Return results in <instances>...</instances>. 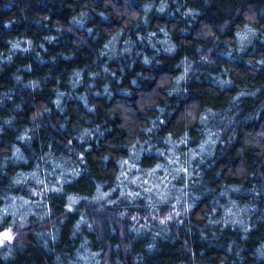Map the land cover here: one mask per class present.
I'll return each mask as SVG.
<instances>
[{
    "label": "trees",
    "instance_id": "16d2710c",
    "mask_svg": "<svg viewBox=\"0 0 264 264\" xmlns=\"http://www.w3.org/2000/svg\"><path fill=\"white\" fill-rule=\"evenodd\" d=\"M168 12L163 15L157 14L155 9L151 13L150 23L147 27L139 24V27L134 25L136 21L130 20L126 15H117L113 9V4L117 5L120 11L127 7L128 11L141 12L142 5L145 0H112V3H107L106 0H0V52L5 56L9 53V44L7 41L20 38L31 39L35 45V51L28 54L17 52L11 64L5 62L0 65V92H6L10 89L14 90L13 100L10 102L7 98L4 100L3 106H0V122L3 118L10 115H15V129H22L26 125H30L32 117L42 112L45 107L52 109L51 115L44 114L40 132L38 137L34 136L31 148L26 145H20L25 154L30 157L29 164L14 165L9 163L6 168V175H0V189H5L9 183V177L15 172L23 170L30 171L38 161V157L47 153L49 144L52 146V151L56 156H75L70 153L65 147L67 139L71 133L79 125L92 127L95 124H102L104 128L112 129L111 132H106L105 137L100 139L99 147L97 148L95 141H91L92 151L85 153L87 165L90 172L75 183L74 185L66 186L69 192H75L81 195H92L94 184L88 179V176L94 177L97 180H107L109 185L114 184L115 173L119 171V166L116 161L120 158H127L128 147L135 139L144 140L146 134L139 130L138 125L147 124L148 120L155 116V106H166L164 119L166 126H162L153 137V142L158 143L160 148H166L162 138L168 133H172L173 138H178L183 131L187 130L191 136L190 145L195 147L199 142L200 128L198 122L188 124L184 119L186 109L198 105L194 110L199 114L205 107H212L216 110H222L229 107L231 97L239 90L240 87L247 86L252 89L260 85H264V66L259 69L255 66V61L264 58V46L259 41L255 42V51L250 47L244 56L234 62H229L220 55L227 43L234 39V32L238 26L246 23L244 13L252 11L257 13V19L254 24L258 29H264V16L259 15L260 9L264 8V0H210V5L206 6L204 0H179L181 5L180 11L177 12V3L168 0ZM159 3V0H156ZM251 5V9H249ZM187 8L198 10L201 14L197 16L195 21H191V17L187 20L181 17V12ZM89 10L93 18L88 20L86 28H91L92 33L85 29L75 28L74 31H64L58 34L56 29L69 27V18L80 11ZM95 9V11H91ZM99 12H105L109 21H102L97 15ZM169 12L175 13L170 17ZM142 14V12H141ZM36 21H39V26ZM191 21V24H190ZM224 21H229V27L226 33L219 31V25ZM11 23L10 28H6V23ZM127 25V26H126ZM166 27L172 41L178 45V50L175 54H168L163 51V46L160 43L156 44L158 49H161L157 54L156 49H153L147 42V32L154 31L157 36L154 42L163 39V34L159 31L160 27ZM206 26L211 27L213 33L219 38L220 44L213 47L211 37H205L204 33L208 30ZM123 30L119 37L116 48L119 52L124 41L131 38L135 42L132 56L125 53L123 56H117L111 60L107 56H100V50L103 45L111 39L119 30ZM181 29L186 30L187 35L182 34ZM145 37L143 42L137 39V34ZM46 35H59V39L55 44H48L43 40ZM44 43L47 51L39 48L40 43ZM200 45L206 53L209 47H213L211 58L215 61L214 64L199 63V53L196 51V46ZM23 46V45H22ZM139 51L142 55L149 57L155 56L151 66H145L141 63L142 55L137 56ZM40 52L41 56L47 63H38L35 59L36 53ZM62 56H70L72 59L65 60ZM188 57L194 61V72L189 74L187 83H182L181 87L187 88V94L182 90L178 94L171 97L167 96V91L172 87V80L182 74L183 67L180 61ZM133 60L135 63H133ZM54 61V62H53ZM245 61H251V66H247ZM107 63L111 72L115 73V78L110 73H103L101 66ZM31 65L32 71H23L25 66ZM129 64L132 67L129 68ZM124 68L122 74L120 68ZM20 69V75L24 81L39 80L41 88L33 92L30 89H24L14 84L12 74ZM82 69L84 75V84L76 89V93H82L86 90L89 81V71H100L101 75L95 81V90L102 91V86L105 82L111 83L113 98L111 101L106 97L95 98L91 95L89 100L97 105L95 116L84 111L83 105L76 99L65 98L64 104L67 110L63 115L55 109L52 101L55 99L54 89L59 87L62 91L69 92L71 88L68 80L72 76L74 70ZM225 69L231 79L234 81L231 87L221 89L218 84L213 82V77L221 74ZM48 79L45 80L44 78ZM116 78H121V83H117ZM132 79H137L138 87L131 84ZM130 90L132 96L129 98L122 95V90ZM261 101H264V88L258 94L257 98L251 97L242 98L240 103V113L236 117V142L230 147L217 145L216 156L213 157L215 164L208 169L201 166L204 171V183L194 191L202 193L205 186L215 189V192L203 195L198 202L197 207L193 209L190 217L184 220V225L177 229L173 223L171 236L168 240L158 241V250L154 254L144 252V246L149 242L150 234L135 238L134 234L129 232L131 220L125 219L123 223L124 235H120V224L116 222L108 209L103 213L93 211L95 205H86L84 202L80 205L81 208H88L90 219L98 220L99 225L94 226L95 230L89 232L87 227L83 228V234L92 241L93 251H101L102 257L107 254L110 264H115L116 260L120 264H133V257L137 253H143V264H193L192 252L185 251V241L192 248L196 257V264H232L234 256L228 255L224 249L230 240H236L237 243H242L247 251L244 253L246 257L245 264H255L253 256L250 253L256 245L264 242V222L258 220V217L264 214V196L257 202L258 211L252 216V223L255 225L249 235V240L246 242L240 241V231H232L230 228L220 233L219 226L204 227L209 215H211L214 206L213 200L216 194L220 191L221 185L225 184H242L245 188H250L254 183H261L260 176H253V173L259 170V173H264V152L254 144H245V139L251 140L256 133L264 129V109L260 108ZM20 103L23 105V111H14V104ZM122 104L123 108L117 107ZM141 105H144L141 108ZM131 106L132 111L125 113L124 109ZM235 109H233L234 111ZM111 111V115L109 114ZM259 111V118L253 119L251 122L245 123L244 118L248 115H255ZM232 113L230 112L229 115ZM127 115L129 121L125 127L122 116ZM114 116V119L112 118ZM85 118L92 121L91 124L85 123ZM39 120L40 118L37 117ZM68 121L67 131L59 130L60 121ZM56 124V129L51 127V124ZM231 131V130H229ZM17 132L13 128L5 126L4 134L0 136V155L10 154V145L15 141ZM250 134V135H249ZM159 138V141L157 140ZM227 139V134L224 137ZM73 144L83 151V147L78 141H73ZM182 148L184 146H181ZM104 155L110 157L109 170L105 171L100 164V158ZM158 162L153 156L151 159L144 157L142 166L149 168ZM159 162H163L162 158ZM243 162V163H242ZM212 164V160L208 161ZM243 167L242 175H237V168ZM107 190V187L104 189ZM20 192L19 189H15ZM26 194V193H24ZM118 196V192L114 197ZM233 198L239 200L241 204L248 203L252 197L249 195L233 194ZM220 203H226L227 198L219 197ZM143 204V200L140 201ZM63 197H57L56 194H50L49 207L53 210L52 219H57L63 212ZM136 211V209H130ZM141 215L144 211L141 209ZM163 211V209H162ZM221 213L218 210L217 216ZM79 214L69 213L67 220L60 225L59 243L52 244V251L46 252L40 247L35 237L29 230V235L25 241V251L16 252V259L9 260L7 264H53V258L56 253H62V259L71 255L75 245L81 241V236L77 235L75 242L69 239V233L72 225ZM189 221L192 224V235H189L187 226ZM143 223V220H141ZM204 227L210 240L212 232L219 233L216 240L201 241L199 231L196 227ZM112 229H115L113 234ZM175 238V242L172 240ZM116 245H120L119 251L115 250ZM130 245L131 252L125 253L123 246ZM203 253V255H201ZM0 264H5L0 260Z\"/></svg>",
    "mask_w": 264,
    "mask_h": 264
},
{
    "label": "clouds",
    "instance_id": "9594fccd",
    "mask_svg": "<svg viewBox=\"0 0 264 264\" xmlns=\"http://www.w3.org/2000/svg\"><path fill=\"white\" fill-rule=\"evenodd\" d=\"M107 3H112V0H106ZM173 3H177L176 11H180L181 5L179 0H172ZM206 6L210 5V0H204ZM113 9L117 15H126L130 20L136 21L135 27H139V24H143L147 27L150 23L149 17L155 9L157 14L163 15L168 12L169 2L168 0H145L142 5L141 12L131 11L129 12L127 7L123 11L113 4ZM249 5V9H251ZM91 11H95L92 9ZM170 17L175 13H168ZM201 13L192 8H187L181 12V17L187 20L191 17V21H195L197 16ZM102 21L108 22L109 17L105 12L97 13ZM259 15L264 16V8L260 9ZM246 23L238 26L234 32V39H231L226 47L221 50L220 55L223 56L229 62H234L244 56V54L251 47L255 51V42L259 41L264 46V29H258L254 26L257 13L252 11H246L244 13ZM93 18L91 12L87 9L80 11L69 18L67 28H57L56 32L62 34L64 31H74L75 28L85 29L89 35L92 33L91 28H86L88 20ZM190 21V24H191ZM39 26V21H36ZM229 21H224L219 25V31L226 33L229 27ZM127 26V25H126ZM6 28L11 27V23L5 24ZM208 30L204 33V36L211 37L213 47L220 44L219 38L213 33L211 27L206 26ZM159 31L163 34L162 40L154 42V38L157 33L154 31L147 32V42L153 48L156 49L159 54L161 49L156 47L157 43L163 46V51L168 54H175L178 50V45L172 41L171 34L166 27H160ZM182 34L187 35L186 30L181 29ZM123 30H119L109 39L100 50V56H107L109 60L123 56L127 53L132 56L135 42L129 37L124 41L123 48L117 52V42L122 35ZM59 39V35H46L43 40L48 44H55ZM137 39L143 42L145 37L137 34ZM9 44V53L7 56L3 52H0V65L7 62L11 64L13 58L17 52L21 54H28L35 51L34 42L31 39L21 40L20 38L7 41ZM23 45V46H22ZM213 47H209L207 52L203 51L202 46L197 45L196 51L199 53V63L214 64L215 61L211 58V52ZM39 48L47 51L45 44L42 42L39 44ZM137 56H141L142 53L137 51ZM35 59L38 63H47L41 56L40 52L36 53ZM62 59L70 60V56H62ZM155 56L149 57L148 55H142L141 63L143 65L151 66ZM54 62V61H53ZM133 63L135 61L133 60ZM194 61L188 57H184L180 61V65L183 67V72L179 76L172 80V87L167 91V96L171 97L174 94L180 93L182 90L187 94V88L181 87L182 83H187L189 80V74L194 72ZM247 66H251V61H245ZM257 69L260 66H264V58L255 61ZM132 64H129V68ZM2 70V68H0ZM103 73H110L111 70L107 66V63L101 66ZM21 70L17 69V72L12 74L14 84L24 88L30 89L35 92L41 88L39 80L24 81L22 75L19 74ZM23 71L31 72V65L25 66ZM121 73H124V68H120ZM101 75L100 71H89V83L87 88L82 93H76V89L84 84V75L82 69L74 70L72 76L69 77L68 83L71 91H62L59 87V81H57V87L55 91V99L52 103L55 109L60 112L61 115L67 110L64 104L65 98L76 99L83 105L84 111L95 116L97 111V105L91 103L89 96L95 98L106 97L111 101L113 98L111 83L105 82L102 86V91L95 90V81L97 77ZM111 75L115 78V73L111 72ZM45 80L48 78L45 77ZM117 83H121V78H116ZM213 82L219 85L223 90L225 87H231L234 81L229 76L227 69L221 74L215 75ZM131 84L134 87H138L137 79H132ZM264 85H260L255 88H248L247 86L240 87L239 90L231 97L229 107L222 110H216L212 107H205L203 111L197 112L194 110L198 105H194L192 108L186 109L184 113V119L188 124L192 122H198L202 127L200 128V139L195 147L190 145L191 136L187 130L183 131L178 138H173L172 133H168L163 136L162 142L167 145L166 148H160L158 143L153 142V137L162 126H166L164 114L166 112V106H155V116L150 118L145 125H138L139 130L146 134V139L133 140L127 151V158H120L116 161L119 166V171L115 173L114 184L109 185L107 180H97L94 177L88 176V179L94 184V190L92 195H81L75 192H69L66 190V186L74 185L82 176H85L90 172V168L87 165V159L85 153L92 151L91 141H95L97 148L99 147L100 139L105 137L106 132H111L112 129L104 128L102 124H95L92 127H85L79 125L71 133L70 138L67 139L65 147L67 150L75 156H56L52 151V146L49 144L47 153L40 155L37 159L40 162L35 163L34 167L30 171H17L9 177V183L5 189H0V260L5 264L9 260L16 259V252L19 249L20 252L25 251V241L31 234L35 237L37 244L42 247L46 252L52 251L50 248V242L52 244L59 243L60 239V225H62L68 217L69 213L79 214V218L75 220L72 225V229L69 233V239L75 242L77 235L81 236V241L78 245H75L74 251L71 255L62 259V253H56L53 258V264H110L107 254L102 257L101 251H93L91 245L92 241L83 234V228L86 226L89 232L95 230L94 226L99 225V221L90 219L88 214V208H81L80 205L84 202L86 205H95L93 209L96 213L106 212L111 209L110 215L116 219V222L120 224V235L123 237L124 225L121 223L125 219L131 220L129 232L134 234L135 238H140L143 235L150 234L149 242L145 244L143 251L148 254H154L158 250L159 240H168L172 233L171 224H175L177 229L184 225V220L188 219L193 211L197 207L198 202L202 199L203 195L215 192V189L205 186L202 193L194 191L204 183V171L211 168L215 164L213 157L216 156L217 145L224 147H230L236 142V117L240 113V103L242 98L251 97L257 98L258 94ZM14 90L10 89L6 92H0V106H3L5 98L8 101L13 100ZM122 95L131 97L130 90L123 89ZM117 107L123 108L122 104H118ZM144 105H141L143 108ZM260 108L264 109V101H261ZM233 109H235L233 111ZM14 111H23V105L20 103L14 104ZM125 113L132 111L131 106L124 109ZM52 109L45 107L42 112L36 113L30 122V125L24 126L22 129H15V115H10L7 118H3L0 122V136L4 134L5 126L13 128L17 132L15 141L10 145V154L0 155V175H6V168L9 163L19 165L29 164L30 157L25 154L20 145H26L31 148L34 136L38 137L42 123L40 122L43 115H51ZM232 113L229 115V113ZM111 115V111L109 113ZM37 117L40 119L38 120ZM114 119V116H112ZM125 124L121 127H125L129 121L127 115L122 116ZM259 118V111L255 115H248L244 118V122H251L253 119ZM86 124H91L92 121L85 118ZM51 127L56 129V124L52 123ZM69 125L68 121L59 122V130L67 131ZM231 130V131H229ZM227 134V139L225 135ZM250 135V134H249ZM78 141L79 145L83 147V151L80 150L73 141ZM159 141V138H157ZM245 144H254L264 152V129L256 133L251 139H245ZM181 146H184L183 148ZM155 156L158 160L154 166L145 168L142 166V160L144 157L152 158ZM162 158L163 162H159ZM212 160V164L208 161ZM110 157L104 155L100 158L101 167L105 170H109ZM243 163V162H242ZM244 168H237V175H242ZM253 176L259 175L261 183L259 185L253 184L250 188H245L242 184H225L221 185L220 191L216 194L213 200V208L211 215L208 216L204 227L219 226L220 233H223L226 229L240 231V241L246 242L249 240V235L255 225L252 223V216L255 215L260 209L257 202L262 196H264V173H259L257 169ZM107 187V190L104 189ZM15 189H19L20 192H16ZM118 192V196L114 197V194ZM26 193V194H24ZM50 194H56L57 197H63V212L57 218L60 221V225L57 224L56 219H52L53 210L49 207ZM233 194L249 195L252 199L248 203L241 204L239 200L233 198ZM219 197L227 198L226 203H220ZM143 200V204L140 201ZM130 209H136V211H130ZM143 210L144 214L141 215ZM163 209V211H162ZM220 211V215L217 216V211ZM143 220V223H141ZM258 220L264 222V214L258 217ZM192 224L189 221L187 230L189 235H192ZM199 231V238L201 241L216 240L219 237V233L213 231L211 240L208 234L205 232L204 227L196 225ZM115 234V229H112ZM172 242H175L173 238ZM120 245H116L115 250L119 251ZM123 249L125 253L131 252L130 245H124ZM185 251L192 252V262L196 264L195 253L188 245V241H185ZM224 251L234 256L235 259L232 264H245L246 257L244 253L247 251L246 247L242 243H237L236 240H230L225 247ZM203 255V253H201ZM253 256L255 264H264V242L259 243L250 253ZM143 253H137L133 257V264H143ZM115 264H120L117 259Z\"/></svg>",
    "mask_w": 264,
    "mask_h": 264
}]
</instances>
